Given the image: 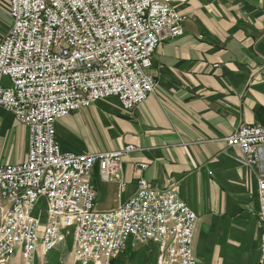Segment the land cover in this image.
Instances as JSON below:
<instances>
[{
  "label": "built area",
  "instance_id": "1",
  "mask_svg": "<svg viewBox=\"0 0 264 264\" xmlns=\"http://www.w3.org/2000/svg\"><path fill=\"white\" fill-rule=\"evenodd\" d=\"M188 0H9L11 25L0 39V108L28 131L25 160L0 164V264L20 253L34 264L68 234L78 264H113L130 243L150 245L155 264H196L192 238L197 216L177 191L156 188L142 175L115 209L95 208L90 183L117 179L132 144L86 153L64 151L56 121L115 97L125 111L155 90L156 47L183 34ZM234 159L257 179L264 264V126L243 125L224 138ZM141 171L146 163H138ZM120 185H123L120 182ZM43 215H34L38 203Z\"/></svg>",
  "mask_w": 264,
  "mask_h": 264
},
{
  "label": "crops",
  "instance_id": "2",
  "mask_svg": "<svg viewBox=\"0 0 264 264\" xmlns=\"http://www.w3.org/2000/svg\"><path fill=\"white\" fill-rule=\"evenodd\" d=\"M8 6L9 0H0V39L11 25ZM175 8L186 15L184 32L156 47L154 92L130 112L115 97L106 98H112L108 112H96L100 101L74 111L56 121V140L64 151L86 153L64 136L75 128L88 131L89 118H103L104 151L126 144L138 150L123 158L117 179L102 181L94 166L90 183L97 210L115 209L142 175L156 188L175 189L196 214V264H257V179L234 159L237 152L224 138L243 125L264 126V0H188ZM27 150V128L0 108V164L25 160ZM142 162L147 167L141 171ZM71 249L68 234L46 254L38 247L34 264H78ZM155 259L152 246L132 248L128 242L113 264H155ZM4 264H21L20 253Z\"/></svg>",
  "mask_w": 264,
  "mask_h": 264
},
{
  "label": "rangeland",
  "instance_id": "3",
  "mask_svg": "<svg viewBox=\"0 0 264 264\" xmlns=\"http://www.w3.org/2000/svg\"><path fill=\"white\" fill-rule=\"evenodd\" d=\"M112 98L108 99V101L100 100L99 104L96 106V112H100V110L108 112L111 110L112 106L109 104ZM87 130L84 133H79L76 128L71 133H67L64 138L69 144H71L72 148L76 151H104L108 147V142L106 139V133L104 132L107 129L105 126L104 119L101 120L99 118H89L86 121ZM105 128V129H104ZM85 153V152H82ZM121 187L123 185H120ZM43 210V203L40 202L36 205L33 214L37 215L41 213ZM43 214V212H42ZM71 237V235H70ZM73 243V242H72ZM73 245V244H72ZM73 247L71 249L72 253Z\"/></svg>",
  "mask_w": 264,
  "mask_h": 264
}]
</instances>
